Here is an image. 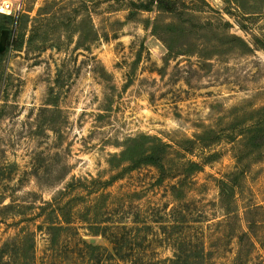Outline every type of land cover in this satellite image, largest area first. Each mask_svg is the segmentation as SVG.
<instances>
[{"label": "rangeland", "instance_id": "obj_1", "mask_svg": "<svg viewBox=\"0 0 264 264\" xmlns=\"http://www.w3.org/2000/svg\"><path fill=\"white\" fill-rule=\"evenodd\" d=\"M149 1L19 0L0 14V264H162L178 249L190 264H264V148L246 155L238 136L264 107V12L180 0L252 49L201 58L151 34ZM204 129L222 139L199 147ZM141 135L170 146L162 171L111 160Z\"/></svg>", "mask_w": 264, "mask_h": 264}, {"label": "trees", "instance_id": "obj_2", "mask_svg": "<svg viewBox=\"0 0 264 264\" xmlns=\"http://www.w3.org/2000/svg\"><path fill=\"white\" fill-rule=\"evenodd\" d=\"M232 1L236 3L237 9L242 16L259 15L264 12V7H258V9L249 7V0ZM183 7L184 4L182 2L180 3V0H150L148 4L143 7L145 11L154 10L157 13V16L150 26L151 34L161 36V41L169 53H179L182 55L194 54L201 58H209L210 56L219 54L220 50L229 52L237 49L244 54L252 51L250 46L243 39L227 33V28L230 26L227 21L222 18L219 19L217 24H212L209 21H202L196 14L189 13V11L184 10ZM226 14L230 16V13L227 12ZM183 16H188L191 20L198 21L199 29L197 32L193 29L186 28L182 20ZM241 28H243V26H241ZM2 30L3 27L0 26V33ZM194 34L198 35L197 41L199 44L185 45L181 43L183 38H188ZM209 44H211V51L205 53L207 51V45ZM211 134L213 138L208 142L207 136ZM222 136L223 135L220 133L215 132L214 129H204L200 134L195 135L194 142L199 147H205L216 143L219 139H222ZM234 136L235 134H232L224 138L233 140L234 142L236 140ZM238 136L240 137V145L245 148L246 155L254 154L264 148V107L250 113L249 120L241 129L240 133H238ZM186 142L187 144L193 143L191 140H187ZM169 149L170 146L163 143L158 138L141 135L127 140L122 151L112 156L111 160L116 162L114 165L120 163L121 166V164L125 163L126 167L124 172H131L145 166L154 167L162 171L163 166L161 161L168 154ZM214 156L215 155H209L206 160L211 161ZM237 160L238 167L236 171L230 175V179L219 183V196L221 202L228 200L234 190L235 185L231 177H239L244 173L245 168L244 165H242V158L237 157ZM188 167H190L189 171L192 172L200 169L197 163H189ZM89 248L94 249L92 246H89ZM115 252H117L115 254L120 261H126L125 256H122L118 251ZM194 258L197 257L187 254L182 249H178L172 259L164 261L162 264H190L192 260H196ZM24 262L26 261H23V263Z\"/></svg>", "mask_w": 264, "mask_h": 264}, {"label": "built area", "instance_id": "obj_3", "mask_svg": "<svg viewBox=\"0 0 264 264\" xmlns=\"http://www.w3.org/2000/svg\"><path fill=\"white\" fill-rule=\"evenodd\" d=\"M19 0H0V14L10 16L16 12Z\"/></svg>", "mask_w": 264, "mask_h": 264}, {"label": "water", "instance_id": "obj_4", "mask_svg": "<svg viewBox=\"0 0 264 264\" xmlns=\"http://www.w3.org/2000/svg\"><path fill=\"white\" fill-rule=\"evenodd\" d=\"M8 31L2 30L0 33V53H3L6 46Z\"/></svg>", "mask_w": 264, "mask_h": 264}]
</instances>
